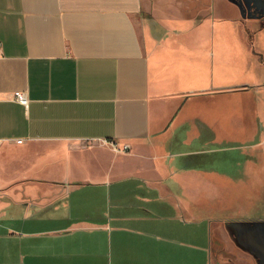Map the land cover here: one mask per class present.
<instances>
[{"label":"crops","instance_id":"obj_1","mask_svg":"<svg viewBox=\"0 0 264 264\" xmlns=\"http://www.w3.org/2000/svg\"><path fill=\"white\" fill-rule=\"evenodd\" d=\"M222 1L154 35L144 0H0V264H264L263 222L224 214L264 183V0ZM239 93L260 140L233 175L212 106Z\"/></svg>","mask_w":264,"mask_h":264},{"label":"rangeland","instance_id":"obj_2","mask_svg":"<svg viewBox=\"0 0 264 264\" xmlns=\"http://www.w3.org/2000/svg\"><path fill=\"white\" fill-rule=\"evenodd\" d=\"M230 1L236 5L239 14H244V8L247 10V7H242V5H244L242 0ZM214 9L217 16H229V14L234 13L235 10L231 9L230 5L227 7L222 0H216L215 3H213V0H144L140 17V27L144 24L148 27V24H150L152 33H154V35H160V28H158V26L153 28L155 23L151 22L150 19L167 26L169 30L176 31L178 30L177 21H188L190 24L197 23L206 17L212 16L214 14ZM229 11L231 13H229ZM240 21L245 24V20L242 19ZM238 24L240 25V22ZM239 30L242 32L241 27ZM240 71L241 70L237 69V66L234 67L232 79L235 82L233 85L245 83L244 80H249L247 83L257 82L254 70V75H249L248 73L244 74L245 72ZM221 72L222 71H220L218 75L227 77L228 80V73ZM201 83L203 84L204 82L201 81ZM237 95L238 97L233 98L232 100L228 99L227 105H224V103L221 104L217 101L215 107L213 105L212 108H216L215 122L217 124V129L223 136H225V139H222V142H229L234 146L232 151L227 152L234 162L229 171L233 175H243V168L235 165V162H237L238 159H242V154L251 155V150L246 147L241 148V146H244L247 142L253 143V140L256 138L257 140L260 139L257 137L254 129L257 120L254 118L255 113L251 100L249 98L244 99L241 93ZM225 114L227 115V118L224 117ZM231 136L232 141H228ZM245 180H247L248 183H240L235 180V182L232 181L233 183L231 182V184L227 183L228 185H226L224 192L228 193V196L224 205V214L229 215L231 213L232 216L243 215L247 219L242 220L263 222L264 224V183H253L250 181L251 179L249 180L248 178H245ZM238 194H240L238 196L239 199L237 197ZM242 210L243 212L241 214ZM14 263L20 264L19 259L15 258Z\"/></svg>","mask_w":264,"mask_h":264},{"label":"built area","instance_id":"obj_3","mask_svg":"<svg viewBox=\"0 0 264 264\" xmlns=\"http://www.w3.org/2000/svg\"><path fill=\"white\" fill-rule=\"evenodd\" d=\"M13 97H14V99H15L16 101H18L20 104H22V105H26V104H27V97H26V95H25L24 92L16 91V92L13 93ZM109 144H110V146H111L113 149L120 150V148L117 146L116 143H114V142H109ZM125 149H127V146H126V145H124V146L122 147L121 150H125Z\"/></svg>","mask_w":264,"mask_h":264},{"label":"water","instance_id":"obj_4","mask_svg":"<svg viewBox=\"0 0 264 264\" xmlns=\"http://www.w3.org/2000/svg\"><path fill=\"white\" fill-rule=\"evenodd\" d=\"M264 10V9H263ZM261 225H263L264 226V224L262 223ZM264 247V246H263Z\"/></svg>","mask_w":264,"mask_h":264}]
</instances>
